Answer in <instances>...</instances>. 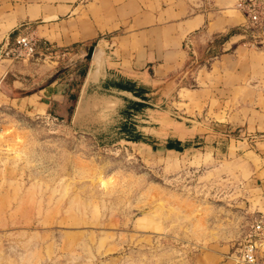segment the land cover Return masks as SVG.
<instances>
[{
  "label": "rangeland",
  "instance_id": "1",
  "mask_svg": "<svg viewBox=\"0 0 264 264\" xmlns=\"http://www.w3.org/2000/svg\"><path fill=\"white\" fill-rule=\"evenodd\" d=\"M238 1L229 0L227 13L246 22ZM233 47L204 53L179 86L216 95L210 108L187 116L175 108L178 93L165 105L173 119L190 118L185 122L195 130L192 146L180 153L154 144L157 137L148 138L152 150L116 142L122 137L116 131L97 138L75 132L44 105L36 114L27 100H15L24 90L2 95L0 264H236L254 219L264 213L255 177L264 144L249 149L242 133L257 121L232 115L263 108L264 50ZM71 53L34 57L56 76L74 63ZM237 56L245 62L240 76ZM6 59L0 56V81ZM46 78L28 85L40 89ZM108 136L115 141L108 144ZM171 139L173 130L161 142ZM262 252L257 264H264Z\"/></svg>",
  "mask_w": 264,
  "mask_h": 264
},
{
  "label": "crops",
  "instance_id": "2",
  "mask_svg": "<svg viewBox=\"0 0 264 264\" xmlns=\"http://www.w3.org/2000/svg\"><path fill=\"white\" fill-rule=\"evenodd\" d=\"M228 6L229 0H0L1 57L7 45L14 46L26 33L41 40L40 45L46 42L76 55L74 63L56 76L53 72L48 75V64L38 62L43 58L8 57L11 62L4 74L9 77L1 78L0 99L24 90L15 100H27L36 114L44 105L45 113L51 111L74 131L122 129L133 132L129 139L141 142L150 140L147 135L160 139L174 130L178 140L169 145L188 149L195 130L186 123L170 121L163 104L178 93L175 108L197 116L198 106L204 105L205 111L216 100L206 89L192 95V90L182 88L181 97L177 77L187 63L199 60L209 50L219 47V51L233 52L238 50L234 44H248L250 30L240 14L227 13ZM97 43L104 49L100 62L86 57ZM237 59L240 76L245 62ZM43 77L47 82L40 89L28 85ZM99 98L120 103L119 113L125 116L122 127L93 126L90 115ZM145 115L155 117V122L144 119ZM232 117L240 122L254 117L255 129L243 131L244 141L249 149L264 144V105L260 111H248L245 116L239 111ZM259 153L264 158V148ZM255 177L264 201V165Z\"/></svg>",
  "mask_w": 264,
  "mask_h": 264
},
{
  "label": "built area",
  "instance_id": "3",
  "mask_svg": "<svg viewBox=\"0 0 264 264\" xmlns=\"http://www.w3.org/2000/svg\"><path fill=\"white\" fill-rule=\"evenodd\" d=\"M236 8L246 17L245 28L250 30L251 37L247 43L251 47L264 50V0H239ZM36 38L32 33L18 37L14 46L1 51L2 56L16 59H30L40 54L45 59L65 57L68 53L49 43ZM264 251V214L260 213L251 226L249 238L246 240L236 264H257L258 255Z\"/></svg>",
  "mask_w": 264,
  "mask_h": 264
},
{
  "label": "water",
  "instance_id": "4",
  "mask_svg": "<svg viewBox=\"0 0 264 264\" xmlns=\"http://www.w3.org/2000/svg\"><path fill=\"white\" fill-rule=\"evenodd\" d=\"M105 43L107 44V42H105ZM103 53H104V49L100 46L99 43H97L96 45H93V46H91L89 48L86 57L88 59H91V60L95 61V62H100L102 60ZM197 62H198V59L195 60V62L187 63L185 68L179 73V75L177 77L178 87L180 85L185 84L188 81V79H189L188 78V74L195 67V64ZM174 94L175 93L172 94V97H173ZM170 100L171 99H167L164 102V104H163L165 111H167L165 105L167 104L168 101L170 102ZM97 104L98 105H96V107L93 108V110H95V111L93 113L91 112V115H90V119L92 121L93 126L101 127V128H105L106 126H110V128H112V127H122L123 126V123L125 122V116H124V113H119V109L121 107H120V103L116 99L111 100V99L99 98L97 100ZM167 113H169L167 115V118L169 117L168 119L170 121L174 120V121H176L177 123H180V124L186 123L185 121H187L189 119V118H187V119L184 118L185 121L181 122V121L175 120V119H173L171 117L172 116V112L171 111H167ZM143 118H144V116H143ZM155 119H156L155 117L151 116V120L153 122H155ZM154 124L155 123H153L152 125H154ZM110 131H116V132H119L120 135H122V137L118 138L116 142L120 141V142H126V143H130V144H135V145L150 146L152 148V150H153V147H152L153 144H151L149 140H143L141 142H138L136 140L129 139V137H131L132 134H133V132H131V131H125V130H122V129H119V130H116V129L115 130L114 129H109V130H107V129H105V130L97 129L95 131H93L91 129L90 130H86V131H77V130H75V132H83V133L91 134V135L95 136L96 138L99 135H101V133L105 132V133L108 134V132H110ZM166 136H167V134H165V137ZM147 137L149 138V137H154V136L147 135ZM165 137L160 138L159 140H156V142L162 144L164 149L167 152L180 153L182 150H184V149L178 150V149H175L173 147H169V144L171 142H174V141L178 140L176 136H174L175 139H171L167 143L164 144L163 142L165 141ZM105 139H106L108 144L111 143L112 140L115 141L114 138H110L109 136L105 137ZM161 141H163V142H161ZM173 151H175V152H173Z\"/></svg>",
  "mask_w": 264,
  "mask_h": 264
},
{
  "label": "trees",
  "instance_id": "5",
  "mask_svg": "<svg viewBox=\"0 0 264 264\" xmlns=\"http://www.w3.org/2000/svg\"><path fill=\"white\" fill-rule=\"evenodd\" d=\"M170 147H172L171 145H169Z\"/></svg>",
  "mask_w": 264,
  "mask_h": 264
}]
</instances>
